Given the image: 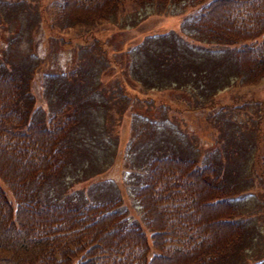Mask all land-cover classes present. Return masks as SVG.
Returning a JSON list of instances; mask_svg holds the SVG:
<instances>
[{
	"label": "rangeland",
	"instance_id": "obj_1",
	"mask_svg": "<svg viewBox=\"0 0 264 264\" xmlns=\"http://www.w3.org/2000/svg\"><path fill=\"white\" fill-rule=\"evenodd\" d=\"M60 2L0 0V70L16 74L19 109L41 121L77 114L61 171L28 190L40 200L111 204L144 226L134 190L149 159L193 157L215 167L242 223L225 258L207 264H264V74L250 81L235 72L203 98L196 79L150 86L148 36L190 38L182 23L196 3L121 0L106 19L69 25ZM204 43L213 57L229 54Z\"/></svg>",
	"mask_w": 264,
	"mask_h": 264
},
{
	"label": "trees",
	"instance_id": "obj_2",
	"mask_svg": "<svg viewBox=\"0 0 264 264\" xmlns=\"http://www.w3.org/2000/svg\"><path fill=\"white\" fill-rule=\"evenodd\" d=\"M120 2L61 0L59 9L73 25L106 19ZM184 2L196 3L182 23L190 38L174 41L173 30L148 36L150 86L196 79L203 98L235 72L250 81L264 74V0ZM204 42L224 45L217 51L229 48V54L213 57ZM18 85L16 74L0 70V178L11 193L0 184V264H207L224 259L239 240L242 223L218 172L189 156L165 153L149 159L134 190L144 226L101 201L33 196L27 188L31 180L40 184L61 171L64 137L77 114L27 119L26 108L17 104Z\"/></svg>",
	"mask_w": 264,
	"mask_h": 264
},
{
	"label": "crops",
	"instance_id": "obj_3",
	"mask_svg": "<svg viewBox=\"0 0 264 264\" xmlns=\"http://www.w3.org/2000/svg\"><path fill=\"white\" fill-rule=\"evenodd\" d=\"M152 36H154V35H152ZM149 39V38H148ZM138 43H135V44H133V45H137ZM139 45H140V43H139Z\"/></svg>",
	"mask_w": 264,
	"mask_h": 264
}]
</instances>
